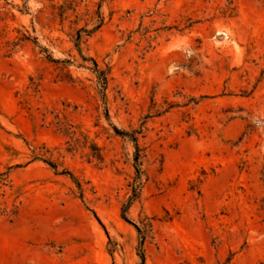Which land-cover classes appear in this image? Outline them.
I'll use <instances>...</instances> for the list:
<instances>
[{"label": "rangeland", "instance_id": "obj_1", "mask_svg": "<svg viewBox=\"0 0 264 264\" xmlns=\"http://www.w3.org/2000/svg\"><path fill=\"white\" fill-rule=\"evenodd\" d=\"M0 264H264V0H0Z\"/></svg>", "mask_w": 264, "mask_h": 264}, {"label": "trees", "instance_id": "obj_2", "mask_svg": "<svg viewBox=\"0 0 264 264\" xmlns=\"http://www.w3.org/2000/svg\"><path fill=\"white\" fill-rule=\"evenodd\" d=\"M23 39L24 40H28L29 38H26V36H24L23 37ZM47 58L48 59H50L49 58V56H47ZM94 67H96V64L94 63ZM102 81L104 82L105 81V78H102ZM115 132L116 133H119L120 135H124V133L123 132H119L118 130H115ZM135 160V162L137 161V157L134 159ZM44 162L49 166V167H51L52 169H55L56 168V166L53 164V163H51V162H49V161H47V160H44ZM136 174H137V177L136 178H139V170L136 168ZM73 179V178H72ZM78 185V184H77ZM124 220H125V218H123ZM125 221H127V220H125ZM136 228V227H135ZM136 230H137V232H138V229L136 228ZM140 258H141V260L143 261V258H142V256H140Z\"/></svg>", "mask_w": 264, "mask_h": 264}]
</instances>
